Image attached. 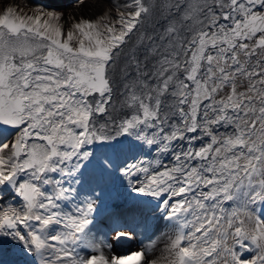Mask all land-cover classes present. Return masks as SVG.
I'll return each instance as SVG.
<instances>
[{
	"label": "snow or ice",
	"instance_id": "1",
	"mask_svg": "<svg viewBox=\"0 0 264 264\" xmlns=\"http://www.w3.org/2000/svg\"><path fill=\"white\" fill-rule=\"evenodd\" d=\"M99 2L70 0L65 13L0 0V132L12 130L0 202L20 201L0 208V250L33 264H264V0L82 14ZM117 176L155 201L129 213L174 228L159 256L150 236L129 255L108 251L138 233L97 231L102 187L69 207L86 180Z\"/></svg>",
	"mask_w": 264,
	"mask_h": 264
},
{
	"label": "bare ground",
	"instance_id": "2",
	"mask_svg": "<svg viewBox=\"0 0 264 264\" xmlns=\"http://www.w3.org/2000/svg\"><path fill=\"white\" fill-rule=\"evenodd\" d=\"M65 1H67V2L61 3L62 1H57V0H10V2L17 3L21 6L26 5L27 7H33V6H37V5H43V6H46L50 9H52V10L64 11L65 13L73 11L71 6H70V1L69 2H68V0H65ZM57 3H61V4H57ZM130 3H131V0H100L97 7L93 8L91 10L85 9L82 14L86 18H94L96 15H98L101 8H108V7H112L113 9H115L116 7L122 8V6L124 4H130ZM56 5H61V6L55 7ZM127 10H131V9H127ZM113 15H115V12H113ZM0 136L5 137V138L3 137L0 139H4V140L11 139L12 138V130H5V131L0 133ZM105 184L98 186L95 181H87L86 180L85 183L80 188V196H79L78 200L75 203H72L69 207L75 208L76 204L80 203L81 201L86 199V197L89 194L94 195V192L100 191L101 187L104 189ZM100 198L97 200L96 215L98 213L99 214L95 217L96 222H97L96 228L98 227V219L103 216V212H101L102 205H100V201H101ZM104 201L107 202L108 199L106 198V200H104ZM120 201L123 205H130L131 201L129 199V194H128L126 189L123 191L122 195H120ZM9 205L19 207L20 201L16 197L11 196L8 199H6L5 201L0 202V208H6ZM69 207H65L64 211H68ZM149 222L152 224V220H150ZM115 227H117V226L114 225L112 229H114ZM132 227L133 226H131V228ZM133 229H134V227H133ZM144 243H145V241H144ZM121 244H124V242L117 243L115 245L117 246V245H121ZM115 245H114L113 249L109 250L112 254H114L116 252L115 251L116 250ZM0 264H33V258L31 256L27 255L25 252H23L18 246L11 247V248L5 247L3 250H0Z\"/></svg>",
	"mask_w": 264,
	"mask_h": 264
},
{
	"label": "rangeland",
	"instance_id": "3",
	"mask_svg": "<svg viewBox=\"0 0 264 264\" xmlns=\"http://www.w3.org/2000/svg\"><path fill=\"white\" fill-rule=\"evenodd\" d=\"M124 184H125V186H126V188H127V184H126V182H124ZM128 190V189H127ZM138 217H139V220H138V223H141L144 219H145V216L141 213V212H139L138 214ZM137 223V224H138ZM135 230L138 232V233H140L141 235H142V237H146V236H150L151 237V234H157L158 232H160V230H161V228H159V227H155V228H151V232L150 233H144L143 232V229L142 228H138V227H136L135 226ZM165 237L163 238H161V242H160V246L161 247H163L164 245H165ZM130 252H131V250H129V252H127V253H129L130 254Z\"/></svg>",
	"mask_w": 264,
	"mask_h": 264
}]
</instances>
